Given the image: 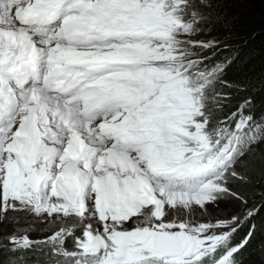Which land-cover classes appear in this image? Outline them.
Returning <instances> with one entry per match:
<instances>
[{
    "label": "snow or ice",
    "instance_id": "obj_1",
    "mask_svg": "<svg viewBox=\"0 0 264 264\" xmlns=\"http://www.w3.org/2000/svg\"><path fill=\"white\" fill-rule=\"evenodd\" d=\"M235 2L0 0V264H264Z\"/></svg>",
    "mask_w": 264,
    "mask_h": 264
},
{
    "label": "trees",
    "instance_id": "obj_2",
    "mask_svg": "<svg viewBox=\"0 0 264 264\" xmlns=\"http://www.w3.org/2000/svg\"><path fill=\"white\" fill-rule=\"evenodd\" d=\"M229 17H235L230 37L234 56L228 78L249 84L250 94L258 102L264 101V0H237ZM239 97L233 101L235 104ZM254 101V102H255Z\"/></svg>",
    "mask_w": 264,
    "mask_h": 264
},
{
    "label": "clouds",
    "instance_id": "obj_3",
    "mask_svg": "<svg viewBox=\"0 0 264 264\" xmlns=\"http://www.w3.org/2000/svg\"><path fill=\"white\" fill-rule=\"evenodd\" d=\"M256 104H258V103H256ZM252 113L256 117L257 120L264 119V104H263V106L258 105L256 108H252Z\"/></svg>",
    "mask_w": 264,
    "mask_h": 264
},
{
    "label": "rangeland",
    "instance_id": "obj_4",
    "mask_svg": "<svg viewBox=\"0 0 264 264\" xmlns=\"http://www.w3.org/2000/svg\"><path fill=\"white\" fill-rule=\"evenodd\" d=\"M254 101H255V100H254ZM254 101H253V102H254ZM256 103H257L256 101L253 103V108H256L258 105H262V106H263L264 101H262V102H258V104H256ZM253 264H259V260H258V258H255V259H254Z\"/></svg>",
    "mask_w": 264,
    "mask_h": 264
}]
</instances>
